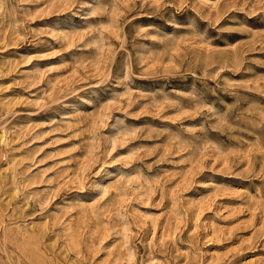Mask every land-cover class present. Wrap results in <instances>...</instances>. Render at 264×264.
Wrapping results in <instances>:
<instances>
[{
    "label": "rangeland",
    "instance_id": "374dc122",
    "mask_svg": "<svg viewBox=\"0 0 264 264\" xmlns=\"http://www.w3.org/2000/svg\"><path fill=\"white\" fill-rule=\"evenodd\" d=\"M0 264H264V0H0Z\"/></svg>",
    "mask_w": 264,
    "mask_h": 264
}]
</instances>
